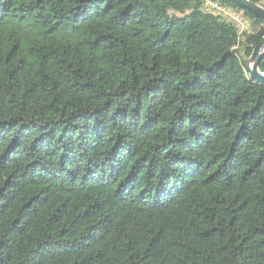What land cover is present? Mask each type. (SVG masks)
Segmentation results:
<instances>
[{
  "label": "trees",
  "instance_id": "obj_1",
  "mask_svg": "<svg viewBox=\"0 0 264 264\" xmlns=\"http://www.w3.org/2000/svg\"><path fill=\"white\" fill-rule=\"evenodd\" d=\"M263 36L225 0H0V264H264Z\"/></svg>",
  "mask_w": 264,
  "mask_h": 264
},
{
  "label": "water",
  "instance_id": "obj_2",
  "mask_svg": "<svg viewBox=\"0 0 264 264\" xmlns=\"http://www.w3.org/2000/svg\"><path fill=\"white\" fill-rule=\"evenodd\" d=\"M238 7L251 11L256 17L264 22V4L252 0H225ZM264 57V36L254 47L253 52L248 60L250 76L253 80L264 83V72L260 70V62Z\"/></svg>",
  "mask_w": 264,
  "mask_h": 264
},
{
  "label": "built area",
  "instance_id": "obj_3",
  "mask_svg": "<svg viewBox=\"0 0 264 264\" xmlns=\"http://www.w3.org/2000/svg\"><path fill=\"white\" fill-rule=\"evenodd\" d=\"M205 8L207 10H213L214 12H218L220 14H223L235 21H241L243 20V12L239 11L237 9H234L230 6H226L221 4L218 1H207L205 4Z\"/></svg>",
  "mask_w": 264,
  "mask_h": 264
},
{
  "label": "rangeland",
  "instance_id": "obj_4",
  "mask_svg": "<svg viewBox=\"0 0 264 264\" xmlns=\"http://www.w3.org/2000/svg\"><path fill=\"white\" fill-rule=\"evenodd\" d=\"M213 11V10H212ZM216 13H218L217 11H216ZM243 20H241V21H236V23L238 24V26H239V28H240V30L241 31H243V30H258L259 29V24L257 23V22H255V21H253L252 19H250V18H248V17H246L245 15H243ZM231 19V18H230ZM240 53H241V55L244 57V58H246V55H245V50H244V48H240ZM248 60H249V58H248ZM247 64H248V61H247Z\"/></svg>",
  "mask_w": 264,
  "mask_h": 264
}]
</instances>
